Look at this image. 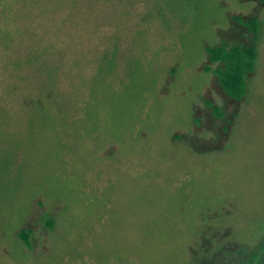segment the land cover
<instances>
[{
  "label": "rangeland",
  "instance_id": "rangeland-1",
  "mask_svg": "<svg viewBox=\"0 0 264 264\" xmlns=\"http://www.w3.org/2000/svg\"><path fill=\"white\" fill-rule=\"evenodd\" d=\"M263 248L264 0H0V264Z\"/></svg>",
  "mask_w": 264,
  "mask_h": 264
},
{
  "label": "water",
  "instance_id": "water-1",
  "mask_svg": "<svg viewBox=\"0 0 264 264\" xmlns=\"http://www.w3.org/2000/svg\"><path fill=\"white\" fill-rule=\"evenodd\" d=\"M253 264H264V248L261 250L259 255L256 257Z\"/></svg>",
  "mask_w": 264,
  "mask_h": 264
},
{
  "label": "trees",
  "instance_id": "trees-1",
  "mask_svg": "<svg viewBox=\"0 0 264 264\" xmlns=\"http://www.w3.org/2000/svg\"><path fill=\"white\" fill-rule=\"evenodd\" d=\"M256 257H257V256H256ZM253 259H254V258H253ZM253 259H252V260H253ZM255 259H256V258H255ZM254 261H255V260H254ZM253 263H254V262H253ZM249 264H250V263H249Z\"/></svg>",
  "mask_w": 264,
  "mask_h": 264
}]
</instances>
